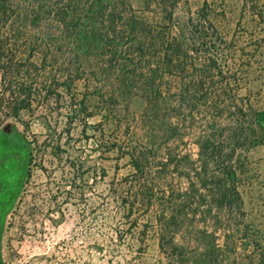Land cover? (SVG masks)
I'll return each mask as SVG.
<instances>
[{"label":"rangeland","instance_id":"1","mask_svg":"<svg viewBox=\"0 0 264 264\" xmlns=\"http://www.w3.org/2000/svg\"><path fill=\"white\" fill-rule=\"evenodd\" d=\"M36 1L0 18V264H264V0Z\"/></svg>","mask_w":264,"mask_h":264},{"label":"flooded vegetation","instance_id":"2","mask_svg":"<svg viewBox=\"0 0 264 264\" xmlns=\"http://www.w3.org/2000/svg\"><path fill=\"white\" fill-rule=\"evenodd\" d=\"M28 143L16 129L6 124L0 128V219L16 195L22 163Z\"/></svg>","mask_w":264,"mask_h":264},{"label":"trees","instance_id":"3","mask_svg":"<svg viewBox=\"0 0 264 264\" xmlns=\"http://www.w3.org/2000/svg\"><path fill=\"white\" fill-rule=\"evenodd\" d=\"M40 2H41L40 0L36 1L35 8L38 7V4H40ZM6 4H7V0H0V18L8 14L9 9H7ZM102 4H103L102 0H96V2H95V5L98 9H100L102 7ZM58 14L59 13H57L55 11V15L58 16ZM80 37L87 43L91 42L92 40H95V41L98 40L97 37H95L94 35H88V33L85 29H83L81 31ZM157 94H158V91H157ZM183 98L184 97H182V99ZM255 120L257 123H261L264 125V111L255 113ZM197 145L199 148V154H200L201 159L208 156L207 154H208V152H210V148H211L210 139H205L202 141L199 140V141H197ZM211 153L212 152H210L209 154H211ZM133 164L135 167L139 168L138 162H134ZM206 166H207V161L204 158L202 168L204 169V168H206Z\"/></svg>","mask_w":264,"mask_h":264}]
</instances>
